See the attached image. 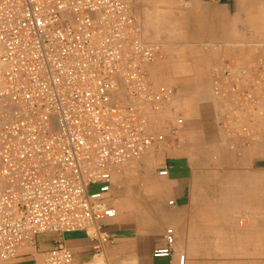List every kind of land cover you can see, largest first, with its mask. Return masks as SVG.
<instances>
[{
	"label": "built area",
	"instance_id": "1",
	"mask_svg": "<svg viewBox=\"0 0 264 264\" xmlns=\"http://www.w3.org/2000/svg\"><path fill=\"white\" fill-rule=\"evenodd\" d=\"M158 56L129 0H0V262L40 235L85 233L96 251L91 264H108L115 176L156 147L152 120L177 96L148 83ZM246 82L225 68L211 89L219 99L230 85L227 94L253 104ZM183 125L178 116L174 141ZM165 242L155 258L172 255V228ZM45 264H74L73 252L58 242Z\"/></svg>",
	"mask_w": 264,
	"mask_h": 264
},
{
	"label": "crops",
	"instance_id": "2",
	"mask_svg": "<svg viewBox=\"0 0 264 264\" xmlns=\"http://www.w3.org/2000/svg\"><path fill=\"white\" fill-rule=\"evenodd\" d=\"M148 21V27L152 25V30L147 28L151 37H168L160 23L149 17ZM235 60H239L237 55ZM261 64L256 59L255 63L226 65L234 76L244 74L247 78L241 87L253 92V104L240 101L234 92L227 94L230 85L222 87L227 96L218 99L211 81L183 91L173 88L177 96L165 104L188 108L192 118L184 144L175 145L171 137L168 141L158 137L163 146L152 151V176L145 173L140 162L129 163L119 172L121 179L109 194V202L114 198L118 202L117 207L111 205L117 209V216L104 222L111 235V242L104 248L108 264H179L181 255L186 257L185 264H205L209 247H217V253L237 246L264 247V238H242L241 229L234 225L235 216H245L240 225L251 223L244 231L264 235V80L258 76ZM176 111L177 107H172L171 112ZM161 122L156 116L155 132L162 128ZM165 167L169 173L162 177L159 173ZM167 228H172L176 236L173 253L168 258H155L154 251L166 245ZM58 242L72 250L74 264L93 262L96 251L92 240L85 233H74L40 235L34 245L21 248L15 259L2 264H45L46 253Z\"/></svg>",
	"mask_w": 264,
	"mask_h": 264
},
{
	"label": "rangeland",
	"instance_id": "3",
	"mask_svg": "<svg viewBox=\"0 0 264 264\" xmlns=\"http://www.w3.org/2000/svg\"><path fill=\"white\" fill-rule=\"evenodd\" d=\"M129 2L134 18L142 28L143 39L159 48V56L147 68L148 83L155 89L177 88L183 91L184 88L208 85L227 68L229 62L250 64L255 63L257 59L264 64V0H129ZM148 17L160 23L168 37H151L147 31ZM254 53L258 55L252 57ZM236 55L239 60H235ZM172 107H177L176 114L171 112ZM189 113V109L183 106L164 104L161 112L156 115L162 121L160 124L162 128L158 129L157 133L154 131L155 119L152 120L154 134L168 141L170 139L168 137H171V126L176 118L181 116L184 125L180 138L177 141L172 137L171 139L175 145L178 142L184 144L187 126L192 121ZM162 146L159 140L154 149L161 150ZM154 149L135 161L142 163L145 173L151 176L155 174L152 152ZM121 175L118 173L115 176L114 186L121 179ZM159 189L162 188L159 186ZM132 193L131 196L135 198L136 190ZM115 200L116 198L111 200L110 205L117 207L118 202ZM234 218V225L243 233L240 237L264 238L263 234L254 235L244 231L250 226L251 220L240 225L245 216ZM213 233L217 234L216 231L210 232ZM217 249L209 247V260L205 264H264V247L224 248V251L222 249L218 252L219 254L216 252ZM233 249L236 250V254H233ZM2 263L4 262H0Z\"/></svg>",
	"mask_w": 264,
	"mask_h": 264
},
{
	"label": "bare ground",
	"instance_id": "4",
	"mask_svg": "<svg viewBox=\"0 0 264 264\" xmlns=\"http://www.w3.org/2000/svg\"><path fill=\"white\" fill-rule=\"evenodd\" d=\"M148 30H152V25H150L149 27H148ZM152 44H154V43H152ZM121 95V96H120ZM116 97H118V100H120V97H122V93H121V91L119 92V94H118V96H116ZM122 100V99H121ZM116 209V208H115ZM117 210V209H116Z\"/></svg>",
	"mask_w": 264,
	"mask_h": 264
},
{
	"label": "trees",
	"instance_id": "5",
	"mask_svg": "<svg viewBox=\"0 0 264 264\" xmlns=\"http://www.w3.org/2000/svg\"><path fill=\"white\" fill-rule=\"evenodd\" d=\"M225 1V0H224Z\"/></svg>",
	"mask_w": 264,
	"mask_h": 264
}]
</instances>
